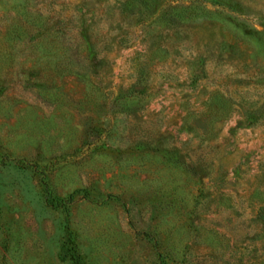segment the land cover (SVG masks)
I'll use <instances>...</instances> for the list:
<instances>
[{"label":"rangeland","instance_id":"1","mask_svg":"<svg viewBox=\"0 0 264 264\" xmlns=\"http://www.w3.org/2000/svg\"><path fill=\"white\" fill-rule=\"evenodd\" d=\"M0 264H264V0H0Z\"/></svg>","mask_w":264,"mask_h":264},{"label":"trees","instance_id":"2","mask_svg":"<svg viewBox=\"0 0 264 264\" xmlns=\"http://www.w3.org/2000/svg\"><path fill=\"white\" fill-rule=\"evenodd\" d=\"M3 162V161H2ZM48 195V191H46V196ZM48 198V197H47ZM55 198H53V200H54ZM57 200V199H56ZM60 202H61V200H59L58 201V204H60ZM69 243L71 244V248H72V251H73V253H75L76 254V249H75V244H74V242L72 241V240H70L69 241ZM73 254V255H71V259H73V260H79V257H78V255L76 254Z\"/></svg>","mask_w":264,"mask_h":264}]
</instances>
